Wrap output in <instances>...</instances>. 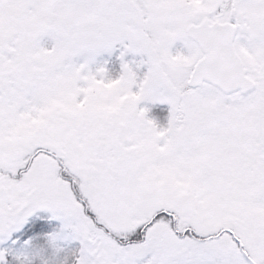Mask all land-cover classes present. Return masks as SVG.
<instances>
[{"label": "snow or ice", "instance_id": "snow-or-ice-1", "mask_svg": "<svg viewBox=\"0 0 264 264\" xmlns=\"http://www.w3.org/2000/svg\"><path fill=\"white\" fill-rule=\"evenodd\" d=\"M0 264H264V0H0Z\"/></svg>", "mask_w": 264, "mask_h": 264}]
</instances>
